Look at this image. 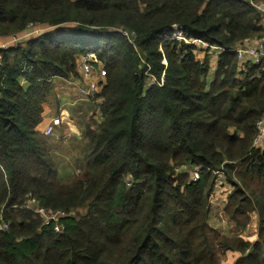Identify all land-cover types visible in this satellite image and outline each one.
<instances>
[{
  "label": "trees",
  "instance_id": "1",
  "mask_svg": "<svg viewBox=\"0 0 264 264\" xmlns=\"http://www.w3.org/2000/svg\"><path fill=\"white\" fill-rule=\"evenodd\" d=\"M263 20L249 0H0V36L48 30L0 49V264H220L225 250L264 264V64L239 55L264 38ZM201 45L219 51L214 70ZM89 52L101 121L65 178L61 142L43 136L47 102L55 77L87 95ZM221 175L232 220L258 211L255 241L210 226ZM43 207L64 215L45 224Z\"/></svg>",
  "mask_w": 264,
  "mask_h": 264
},
{
  "label": "rangeland",
  "instance_id": "2",
  "mask_svg": "<svg viewBox=\"0 0 264 264\" xmlns=\"http://www.w3.org/2000/svg\"><path fill=\"white\" fill-rule=\"evenodd\" d=\"M257 9L258 7L254 5ZM259 10V9H258ZM260 11V10H259ZM261 12V11H260ZM263 14V13H262ZM264 15V14H263ZM264 21V20H263ZM43 27L40 26H30L26 33H22L24 36H32L35 33H39L40 35L44 33L45 31H48L47 29L42 30ZM17 43V42H16ZM208 47L205 46H200V49L197 51L198 59L204 60L208 59L212 69H215L216 66V61L218 58V55L220 54L218 50L211 49L210 52ZM210 53V54H209ZM85 85V83H80L79 86L82 88ZM59 97H55V103L56 105L58 104H63L64 108L72 109L74 119L73 121H70L71 124L67 128V131H64L62 133L61 129H59L54 136H47L44 134L43 136L45 138H51L52 139H61L60 142L63 145L62 147L68 146L70 142L78 140V137L81 135H84V127L83 126V121L85 119H90L91 117V125L93 126L94 124H97V122L101 121V116L99 113V107H98V102L96 103L95 101H91L93 98H89L85 100V97L83 100H79L80 96H75V98L71 99L72 101H76L71 104L70 99H63V97H69L68 94H64V96H60L62 92H58ZM80 94V91H78ZM89 102L94 103V105H91ZM62 111V110H61ZM264 115V114H263ZM263 117V116H262ZM262 119V118H260ZM95 127V125H94ZM61 131V132H60ZM82 146L77 148V152L79 155L84 156L87 148H88V138L84 137L81 140ZM71 156L67 157V166L69 168H65V165L63 163H59V170L60 173L65 177H71L77 172V165L73 161L71 162L70 159ZM183 169H186L183 167ZM221 185L217 184L215 191L210 197L211 201V214H210V226L218 231L219 235L222 237H225V239H229L234 236L236 237H242L247 241H255L258 238V230H259V214L257 210H254L250 214V222L243 226L239 225L237 222L231 219V217L227 214L225 211V206L227 202V197L231 191H233V186L231 183L227 181V176L225 175L224 178L221 175ZM225 180V181H224ZM221 186V187H220ZM86 213L85 208H80L77 209L74 214L77 216H83ZM49 217L51 218H56L57 221H60L61 216H59L55 212H48L47 213V219H44L45 224H50L49 223ZM58 225V222L54 224V228L56 230V226ZM57 231V230H56ZM241 257V254L237 251L233 250H225V253H222L220 255L221 262L220 264H234L239 258Z\"/></svg>",
  "mask_w": 264,
  "mask_h": 264
},
{
  "label": "built area",
  "instance_id": "3",
  "mask_svg": "<svg viewBox=\"0 0 264 264\" xmlns=\"http://www.w3.org/2000/svg\"><path fill=\"white\" fill-rule=\"evenodd\" d=\"M253 5H256L258 7V9L264 14V0H249ZM123 35L128 37L132 42L135 39V33H130L127 30H123L122 31ZM39 34V33H37ZM194 41V40H191ZM197 43L199 44H204L205 43L201 42V41H197ZM216 49H219L222 51V49L214 47ZM244 54L251 56L252 60H254L257 63L260 64H264V38L260 39L259 41H257L255 43V45H253L250 41H246L245 44L239 49V55L240 57H242ZM78 70L88 79L89 81V86L84 90L87 95L86 97H88L89 95H93L96 91H99L101 88L100 85V79L97 77H94L95 75V67H96V63L98 62V59L96 57V55L93 52H89L87 54L81 55L79 60H78ZM3 64L2 62V56L0 55V66ZM105 73V72H104ZM98 76H100L98 74ZM90 98V97H88ZM62 122V119L60 117H55L51 120V122H49L45 128V134L46 135H52L55 131V128L57 125H60ZM257 129H258V135L255 139V144L257 146H264V115L262 117V119H260L257 122ZM263 148V147H262ZM194 177V180H197L199 178V168L194 169L193 171V175L192 178ZM36 199L31 197L30 198V203H35ZM39 212L42 213L44 219H47V213L50 212L48 209L46 208H40L38 210ZM55 213H57L59 216L64 215V212L61 211H56ZM49 221L52 219H56V218H48ZM57 220V219H56ZM7 225L4 223V214L3 211L0 212V228H4ZM56 230L57 231H61L63 230V225L61 223H58V225L56 226Z\"/></svg>",
  "mask_w": 264,
  "mask_h": 264
},
{
  "label": "crops",
  "instance_id": "4",
  "mask_svg": "<svg viewBox=\"0 0 264 264\" xmlns=\"http://www.w3.org/2000/svg\"><path fill=\"white\" fill-rule=\"evenodd\" d=\"M44 30V29H42ZM23 33V32H22ZM22 33H19V34H16V35H10V36H0V48H7V47H11V46H14L16 45L18 41L20 40H23V38H27L28 36H24ZM101 73V77L102 79L104 80L105 79V73H104V70L103 69H100L99 71ZM77 80H73V79H70V80H67L65 78H62V77H55L53 79V83H54V91H53V95L49 98L48 102H47V113H46V116H47V119H52L54 117H61L62 118V124L59 127V129H61L62 133L64 131H67V128L69 127V125L71 124L70 121H73L74 119V116H73V112H72V109H66L64 108L63 104L61 106V104H58L56 105L55 103V97H59V93L58 92H62L60 96H64V94H68L70 96V98L68 97H63V99H73L75 98V96H80L79 100H83L84 97H85V100L86 99H89L88 97L86 96H82L81 94L78 93V88L72 86L76 83ZM78 82V81H77ZM83 100V101H85ZM71 104L73 105V103H75L76 101H72L71 100ZM91 105H94V103H91L89 102ZM62 110V111H61ZM91 117L90 119H85L83 121V126L84 127V135H81L80 137H78V140L76 141H73V142H70L68 143L69 145L66 146V147H62V145H60V143L57 141V146L59 148L56 149V151L58 152H62V154H57L56 155V158L59 159L60 163H63L65 165V168H69L67 166V157L69 156L70 157V154H78L77 152V148L78 146L81 147L82 146V143H81V140L84 138V137H87L85 135V127L88 123L91 124ZM48 123V121L46 122ZM45 123V124H46ZM58 129V130H59ZM60 131V132H61ZM56 133V128H55V131L52 135H47L49 137L51 136H54ZM57 140H61V139H57ZM73 149V150H72ZM68 154V156H67ZM72 156V155H71ZM70 161H71V158H69ZM73 162V161H71ZM221 187V186H220Z\"/></svg>",
  "mask_w": 264,
  "mask_h": 264
},
{
  "label": "water",
  "instance_id": "5",
  "mask_svg": "<svg viewBox=\"0 0 264 264\" xmlns=\"http://www.w3.org/2000/svg\"><path fill=\"white\" fill-rule=\"evenodd\" d=\"M1 49V48H0ZM1 55V54H0ZM254 146L256 147V148H262V147H264V146H262V147H260V146H257L255 143H254ZM194 171V170H193ZM192 180H194V177L192 178ZM221 179H219V181H218V184L219 185H221ZM3 211V214H4V210H2ZM1 212V211H0Z\"/></svg>",
  "mask_w": 264,
  "mask_h": 264
}]
</instances>
